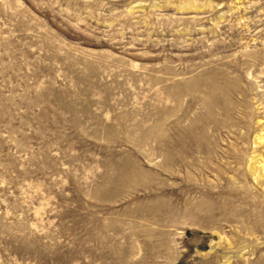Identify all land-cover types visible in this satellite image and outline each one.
<instances>
[{
	"label": "rangeland",
	"instance_id": "1",
	"mask_svg": "<svg viewBox=\"0 0 264 264\" xmlns=\"http://www.w3.org/2000/svg\"><path fill=\"white\" fill-rule=\"evenodd\" d=\"M256 153L264 0H0V264H264Z\"/></svg>",
	"mask_w": 264,
	"mask_h": 264
},
{
	"label": "bare ground",
	"instance_id": "2",
	"mask_svg": "<svg viewBox=\"0 0 264 264\" xmlns=\"http://www.w3.org/2000/svg\"><path fill=\"white\" fill-rule=\"evenodd\" d=\"M255 143L262 142V138L260 136H257L254 140ZM259 153L253 154L249 161V169L252 173H254L256 176H262L264 174V159L257 156Z\"/></svg>",
	"mask_w": 264,
	"mask_h": 264
}]
</instances>
